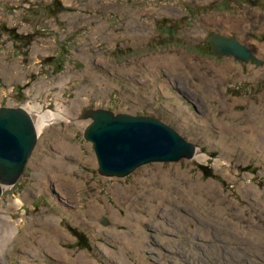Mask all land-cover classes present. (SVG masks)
<instances>
[{
	"label": "rangeland",
	"instance_id": "1",
	"mask_svg": "<svg viewBox=\"0 0 264 264\" xmlns=\"http://www.w3.org/2000/svg\"><path fill=\"white\" fill-rule=\"evenodd\" d=\"M261 1L0 0V106L63 114L0 197V264H264V150L249 135L264 139V62L205 41L231 33L264 60ZM91 106L154 115L206 158L101 175ZM45 216L64 229L56 247Z\"/></svg>",
	"mask_w": 264,
	"mask_h": 264
},
{
	"label": "water",
	"instance_id": "2",
	"mask_svg": "<svg viewBox=\"0 0 264 264\" xmlns=\"http://www.w3.org/2000/svg\"><path fill=\"white\" fill-rule=\"evenodd\" d=\"M206 41L212 53L231 54L244 62L264 60L239 38L213 31ZM83 135L92 141L98 157V172L104 176H126L150 161L194 159L198 145L171 124L154 115L116 112L105 107H88ZM38 124L23 105L0 106V197L21 176L36 146Z\"/></svg>",
	"mask_w": 264,
	"mask_h": 264
},
{
	"label": "bare ground",
	"instance_id": "3",
	"mask_svg": "<svg viewBox=\"0 0 264 264\" xmlns=\"http://www.w3.org/2000/svg\"><path fill=\"white\" fill-rule=\"evenodd\" d=\"M207 42V41H206ZM208 43V42H207ZM209 44V43H208ZM210 46V45H209ZM214 54H216V53H214ZM242 61V60H241ZM242 62H244V61H242ZM249 62H253V61H249ZM244 63H248V62H244ZM255 63V62H254ZM256 64V63H255ZM259 65V64H258ZM27 108H28V110L33 114V116H34V118H35V120H36V122H37V124H38V131L40 132V131H42V129H43V127H46L47 125H49L51 122H53V121H55V120H57L58 118H60V117H63V114L61 113V112H58V111H53V110H43V108L41 107V105L39 104V103H35V104H26L25 105ZM80 117H82L81 115H80ZM66 119V118H65ZM250 126V125H249ZM248 127V126H247ZM250 128H252V130H251V132H250V140L252 141V143H257V144H259L260 145V147H262V149L264 150V139H262V138H260V135H259V132L257 131L258 130V126L256 125V124H252L251 126H250ZM231 130V129H230ZM236 131V130H235ZM240 131V130H239ZM260 131V130H259ZM239 134H242V132L240 131V133ZM244 134V136H247L245 133H243ZM84 136V135H83ZM242 138V137H241ZM38 141V140H37ZM37 144V143H36ZM249 145H250V142L248 143ZM67 146V145H66ZM254 146V145H253ZM251 147V146H250ZM254 147H256V146H254ZM254 149V148H253ZM255 150V149H254ZM254 150H253V152H254ZM206 158V155L200 150V148L198 147V151H197V153H196V155H195V159H205ZM25 169V168H24ZM24 171V170H23ZM23 173V172H22ZM22 175V174H21ZM21 177V176H20ZM19 177V178H20ZM19 180V179H18ZM18 182V181H17ZM17 182L14 184V185H16L17 184ZM14 185H11V186H14ZM8 187H10V186H7L6 188H8ZM247 187V186H246ZM254 187V186H253ZM6 188H4V189H6ZM251 188V187H250ZM4 192V191H3ZM16 201V203L17 204H19L20 202H21V200L19 201V200H15ZM16 205V204H15ZM18 207V206H17ZM133 214V212H129L128 214H127V217H125V218H120L116 213L115 214H112V219L113 220H115V221H125V219H127V218H130V216ZM236 215V214H235ZM237 216H238V214H237ZM7 218V220H5V221H7V222H10V218L11 217H6ZM45 218H46V223H47V225L49 226V229H50V232H52V231H55V232H57V233H53V234H51V236H52V240H51V242H52V244H54V241H53V239L55 238V237H59L61 234H63V232H64V229H62L61 230V228L59 227V219H52V220H49L51 217H49V216H45ZM132 223V222H131ZM7 224V223H6ZM130 224V223H129ZM227 225H229V224H227ZM13 227V226H12ZM132 228V227H131ZM17 229V227H13V229H12V232L13 233H15V230ZM136 229V228H135ZM4 232V231H3ZM5 233V232H4ZM3 233V234H4ZM233 234V233H232ZM62 236V235H61ZM122 238H125V242L127 243V244H131V243H134V246L138 249V247L140 246V243H139V241L137 240V239H132V237H131V234L130 233H125V234H123L122 236H121ZM1 238H3V237H1ZM5 238V237H4ZM51 238V237H50ZM9 239V238H8ZM48 239V238H47ZM49 240V239H48ZM47 240V241H48ZM2 242V241H1ZM5 242V241H4ZM45 243V242H44ZM2 244V243H1ZM7 244V243H6ZM51 244V245H52ZM4 245V244H3ZM2 245V246H3ZM55 245V244H54ZM53 246V245H52ZM133 246V247H134ZM0 247H1V245H0ZM55 247H56V245H55ZM53 248V247H52ZM50 250V249H49ZM61 250L64 252V250L61 248ZM106 250H107V252L108 253H110V252H114V251H112V250H109V248H106ZM53 252V251H52ZM55 253L57 254V252L55 251ZM58 254L59 255H63V253L62 252H58ZM84 255H86L85 253H83V252H81L79 255H78V257L79 256H84Z\"/></svg>",
	"mask_w": 264,
	"mask_h": 264
},
{
	"label": "flooded vegetation",
	"instance_id": "4",
	"mask_svg": "<svg viewBox=\"0 0 264 264\" xmlns=\"http://www.w3.org/2000/svg\"><path fill=\"white\" fill-rule=\"evenodd\" d=\"M263 2V4H264V0L263 1H261V3ZM213 31H218V30H215V29H212L211 31H209V34L211 33V32H213ZM220 32H222V33H224V34H226L224 31H220ZM227 35H232V36H234L233 34H231V33H227ZM206 41V40H205ZM207 43V42H206ZM207 45H208V49L210 50V46H209V44L207 43ZM211 52V51H210ZM212 53V52H211ZM81 115V114H80ZM22 181V176L19 178V180H18V183H17V185L20 183Z\"/></svg>",
	"mask_w": 264,
	"mask_h": 264
},
{
	"label": "trees",
	"instance_id": "5",
	"mask_svg": "<svg viewBox=\"0 0 264 264\" xmlns=\"http://www.w3.org/2000/svg\"><path fill=\"white\" fill-rule=\"evenodd\" d=\"M58 8H62V5H59V4H58ZM209 173H210V171H209Z\"/></svg>",
	"mask_w": 264,
	"mask_h": 264
}]
</instances>
